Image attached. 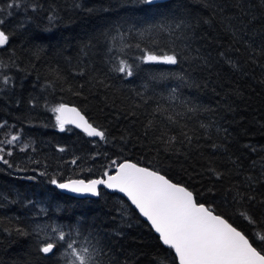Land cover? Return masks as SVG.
<instances>
[{
  "label": "trees",
  "instance_id": "trees-1",
  "mask_svg": "<svg viewBox=\"0 0 264 264\" xmlns=\"http://www.w3.org/2000/svg\"><path fill=\"white\" fill-rule=\"evenodd\" d=\"M8 2L0 0V16L4 19L0 27L14 38L0 49V60L14 61L15 66L0 71L13 78L14 86L4 88L0 84V121L15 126L13 133L22 129V142H31V147L26 151L16 148L11 157H6L12 167L0 162V264H57L59 254L48 258L38 252L37 227L47 229L49 235L52 227L65 231L72 227L85 246H89L90 234H96L99 246L111 254L100 257L104 264H153L154 258L163 256L165 248L158 235L124 196L101 188L99 197H75L50 183L52 178L97 177L110 159L159 167L194 193L203 192L200 202L212 203L217 213L232 216L230 222L235 221L241 230L246 228L236 209L222 198L230 199L227 190L233 184H241L245 175L258 178L264 167V69L260 67L264 57L234 42L227 28H240L248 14L259 17L264 12L260 0H167L170 8L164 11L168 21L185 22L179 29L143 35L133 32L123 41L117 38L111 43L117 27L123 31L135 25L143 30L146 23H160L164 17L152 10L126 6L130 0H20L21 4L43 7L20 14L14 9L9 18ZM53 8L57 19L50 23L47 17ZM25 16L31 19L21 28ZM189 24L191 29L186 27ZM260 27L256 25L257 30ZM89 42L91 47L85 48ZM123 43L139 44L140 49L157 54L175 51L178 59L181 55L187 59L177 65L143 64L137 60L140 49L118 51ZM36 46L41 51L34 55ZM110 46L113 53L107 51ZM230 48H239V52ZM220 52L235 61L239 70L227 64ZM113 54L133 64L136 75L127 80L109 75ZM250 55L258 63H253ZM198 56L208 58V65L192 59ZM180 74L186 82L176 78ZM97 77L106 80L109 87H101ZM173 88L175 99L170 97ZM33 99L36 107L29 103ZM60 103L76 105L90 122L105 131L107 142L89 137L72 125L61 132L50 111ZM157 104L178 124L169 125L160 113L153 116ZM188 108L197 110L189 113ZM130 112L135 116L126 115ZM149 119L154 128L146 137L144 125ZM201 124L210 126L207 134ZM183 125L193 136L192 146L177 143L178 152L170 147L166 150L157 139L161 132L179 138ZM217 129H227V139ZM6 131L0 129V138ZM212 142L224 144L227 153L211 149ZM60 147L65 151L60 152ZM253 147L255 152L251 151ZM96 153L101 155L91 159ZM74 157L80 159L72 165ZM233 160L239 162L240 175ZM209 167L224 173V177H210L206 172ZM208 187H212L214 196L207 195ZM253 195L258 201L264 200V183L256 185ZM261 208L257 204L251 211ZM5 228L10 231L5 232ZM17 228L28 235H19ZM115 232L123 235L117 237Z\"/></svg>",
  "mask_w": 264,
  "mask_h": 264
},
{
  "label": "snow or ice",
  "instance_id": "snow-or-ice-1",
  "mask_svg": "<svg viewBox=\"0 0 264 264\" xmlns=\"http://www.w3.org/2000/svg\"><path fill=\"white\" fill-rule=\"evenodd\" d=\"M260 2L261 6L264 7V0H260ZM126 6L136 8L139 11L152 10L157 15L164 17V20L156 24L146 23L143 30L135 25L123 31L117 27L114 29L116 35L110 37V43L117 40V38L123 41L125 36H130L133 32L143 35L144 32L156 30L172 31L173 29H179L185 23L183 20L174 24L168 21L164 11L170 8L167 0H130V4ZM205 6L207 7V5ZM6 7L8 9L7 15L11 18L14 9H18L17 14H20L21 12L27 13L29 10L35 12L43 6L36 3L21 4L20 0H10ZM30 19V17L25 16V20L20 23L19 27L23 28L26 23L30 22ZM47 19L50 23L57 19L54 8L48 14ZM3 23L4 19L0 16V26ZM204 23H209V21L205 20ZM257 24L261 25L259 30L256 28ZM186 27L191 29L192 26L189 24ZM227 31L231 33L234 42L245 46L250 53L264 57V12L259 17L255 14H248L247 22L241 21L240 28L234 29L229 25ZM13 38L14 34H9L0 27V49L9 46ZM186 39L190 40L192 37ZM84 47H91L90 42ZM133 47L140 49L139 44L123 43L118 51L123 52L124 49ZM39 51H41L40 47L36 46L33 50L34 55ZM107 51L113 53V47H108ZM140 51L142 54L137 57V60L143 64L177 65L182 60L187 59L182 55L178 59V53L175 51L170 53L161 52L160 54L148 48L140 49ZM229 51L238 53L239 48H230ZM218 55L233 69L239 70V65L225 52H220ZM192 59H199L205 66L208 65V58L204 56L192 57ZM249 59L253 63H258L251 55ZM13 66H15L14 61L5 63L0 60V69L6 70ZM260 67L264 69V64H261ZM112 74L127 80L134 77L136 72L133 64H130L127 59L113 54L109 58V75ZM176 78L182 83L187 81V78L182 74ZM96 82L101 87H109L106 80H100L97 77ZM0 84L4 88L12 87L14 81L10 75L0 71ZM137 95L139 96L140 93H137ZM170 97L176 98L175 88L170 90ZM29 103L32 107H36L34 99L30 100ZM44 107H47V104ZM196 110V108H188L187 111L193 113ZM50 111L55 114V127H58L61 132L68 130V125H74L76 128L82 129L89 137L107 142L105 131L93 126L80 109L70 107L66 103H60L52 107ZM156 113L164 116L169 125L178 124L176 118L166 114V110L162 109L159 104L153 110L152 115L155 116ZM126 115L135 116V113L130 112ZM14 127L8 125L7 121H0V129H7L3 134V138H0V162L9 167H12V165L6 157H11L16 148H19L20 151H26L31 147V142H22L23 130L16 129L13 133L12 129ZM186 127V125L181 126L179 138L174 135L169 136L167 131L161 132L157 138L158 142L164 144L166 150L170 147L174 153L179 151L175 148L177 143L191 147L193 136L184 130ZM200 127L204 128L207 134L210 126L201 124ZM144 128L147 137L148 131L154 128L153 120L149 119ZM217 131L223 132L225 139H227L229 135L227 129H217ZM197 139L199 138L197 137ZM209 139L211 138L209 137ZM209 147L227 153L224 144L212 142ZM246 147L248 146L246 145ZM59 151L64 152L65 148L60 147ZM251 151L255 152L256 148H251ZM100 155V153H96L91 159L95 160ZM79 159V157H74L70 163L75 165ZM231 159L229 157V160ZM232 163L236 166V174L240 175L239 162L233 160ZM253 166H255V162H253ZM88 171L91 172L92 169L89 168ZM206 172L216 180H221L225 175L214 167H209ZM46 174L41 173V175ZM30 179H34V177H30ZM50 183L58 189L67 190L70 193L93 197L101 195L102 187L122 193L131 205L138 210L139 214L146 218L150 227L158 234L161 246L165 248V254L154 258L153 264H264V235L260 234L264 232V200L258 201L257 197L253 195L256 185L264 183V167H262L258 178L245 175L241 184H233L227 190L230 193V199L222 198L226 205H231L236 209L235 214L246 224L244 230L234 226L235 221L230 222L232 216L225 218L224 215L217 214L216 207L212 203L206 205L200 202L204 199L203 192L194 193L184 184L173 182L167 175L161 173L159 167L151 165L143 167L130 159H110L109 163L103 166L102 174L96 178L87 180L67 179L64 181L52 178ZM205 191L208 196H214L212 187H208ZM257 204L262 206L261 211H251V208ZM3 230L5 232L10 231L8 228ZM34 231L37 233L38 252L48 258L59 254L61 259L57 264H104L100 257H110L111 255L107 249L99 246L100 241L96 234H90L89 246H85L77 238L80 233L72 227H69L67 231L61 227H52L50 229L51 235H49L47 229L40 227H37ZM16 232L19 235H28L22 228H17ZM114 234L117 237L123 235L122 232H115ZM92 240L95 241V244L91 243ZM113 264H120V262H113ZM122 264H128V262L124 261Z\"/></svg>",
  "mask_w": 264,
  "mask_h": 264
},
{
  "label": "water",
  "instance_id": "water-1",
  "mask_svg": "<svg viewBox=\"0 0 264 264\" xmlns=\"http://www.w3.org/2000/svg\"><path fill=\"white\" fill-rule=\"evenodd\" d=\"M66 104H68L70 107H76V108H78L76 105H73V104H70V103H66ZM79 109V108H78ZM81 111V110H80ZM82 112V111H81ZM83 113V112H82ZM84 114V113H83ZM85 115V114H84ZM86 116V115H85ZM87 117V116H86ZM89 120V119H88ZM90 122V121H89ZM90 123H92V122H90ZM93 124V123H92ZM72 126H74V125H72ZM93 126H95L94 124H93ZM75 127V126H74ZM97 127V126H96ZM77 129H79V128H77ZM79 130H81V131H83L82 129H79ZM85 133V132H84ZM132 162H134V161H132ZM134 163H136V162H134ZM141 165V164H140ZM141 166H143V165H141ZM143 167H147V166H143ZM162 173V172H161ZM163 174V173H162ZM165 175V174H164ZM92 178H96V177H92ZM169 178V177H168ZM70 179H85V180H87V179H91V178H83V177H76V178H70ZM170 179V178H169ZM67 180V179H66ZM62 181H64V180H62ZM173 182H175V181H173ZM55 186V185H54ZM56 187V186H55ZM57 188V187H56ZM103 188V187H102ZM61 192H63V193H67V194H69V195H72V196H75V197H81V198H86V197H92V198H94L93 196H90V195H80V194H75V193H70V192H68L67 190H61V189H59ZM106 190H108L109 192H113V193H118V194H120V195H122V196H124L122 193H119V192H117V191H115V190H109V189H106ZM191 190V189H190ZM125 197V196H124ZM126 198V197H125ZM127 199V198H126ZM128 201V200H127ZM129 203H130V201H128ZM131 204V203H130ZM207 205V204H206ZM133 206V205H132ZM134 207V206H133ZM135 208V207H134ZM137 210V209H136ZM138 211V210H137ZM139 213V212H138ZM217 214H219V213H217ZM221 215V214H220ZM143 218V217H142ZM226 218V217H225ZM145 221H147L146 220V218H143ZM149 224V223H148ZM235 226V225H234ZM157 234V233H156ZM158 235V234H157Z\"/></svg>",
  "mask_w": 264,
  "mask_h": 264
}]
</instances>
